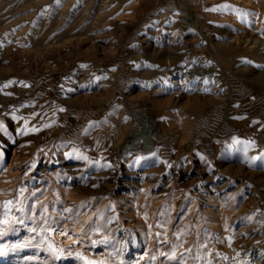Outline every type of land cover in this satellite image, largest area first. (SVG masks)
<instances>
[{"label": "rangeland", "instance_id": "374dc122", "mask_svg": "<svg viewBox=\"0 0 264 264\" xmlns=\"http://www.w3.org/2000/svg\"><path fill=\"white\" fill-rule=\"evenodd\" d=\"M248 33L264 0H0V264H264Z\"/></svg>", "mask_w": 264, "mask_h": 264}, {"label": "bare ground", "instance_id": "6f19581e", "mask_svg": "<svg viewBox=\"0 0 264 264\" xmlns=\"http://www.w3.org/2000/svg\"><path fill=\"white\" fill-rule=\"evenodd\" d=\"M237 1H242V0H237ZM246 36H247V39L250 40L251 42H255V43L258 42L259 44L264 45V38H260L258 36H255L253 33H248ZM197 58H199V57H197ZM200 68H201V66L195 65L191 69V71L192 72H200ZM182 81H184L183 78L176 77L174 79L175 83H179V82H182ZM199 87H200V85H199ZM160 90H162L161 87L157 88L155 91H160ZM127 198L128 197H126V199ZM83 231H84L83 227L80 228L76 232V231H72V230L68 229L67 227H61V226L57 225L56 223H55L54 226H52L50 228V234H51L52 238L55 239L56 241H58L61 245H64V244H67V243H73V242L76 243V242H78V240L80 239V235H82Z\"/></svg>", "mask_w": 264, "mask_h": 264}, {"label": "built area", "instance_id": "2783aa9c", "mask_svg": "<svg viewBox=\"0 0 264 264\" xmlns=\"http://www.w3.org/2000/svg\"><path fill=\"white\" fill-rule=\"evenodd\" d=\"M82 120L81 115L77 111H68L60 118V122L62 125L66 127H72L80 123Z\"/></svg>", "mask_w": 264, "mask_h": 264}, {"label": "crops", "instance_id": "0c3cea01", "mask_svg": "<svg viewBox=\"0 0 264 264\" xmlns=\"http://www.w3.org/2000/svg\"><path fill=\"white\" fill-rule=\"evenodd\" d=\"M232 143H233V141L232 140H229V141L226 142V145L232 146L233 145Z\"/></svg>", "mask_w": 264, "mask_h": 264}]
</instances>
